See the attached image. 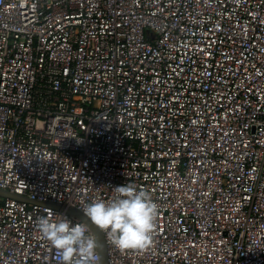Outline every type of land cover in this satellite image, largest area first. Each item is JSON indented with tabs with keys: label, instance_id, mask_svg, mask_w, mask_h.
Instances as JSON below:
<instances>
[{
	"label": "built area",
	"instance_id": "obj_1",
	"mask_svg": "<svg viewBox=\"0 0 264 264\" xmlns=\"http://www.w3.org/2000/svg\"><path fill=\"white\" fill-rule=\"evenodd\" d=\"M129 183L153 244L108 264H264V0H0V264Z\"/></svg>",
	"mask_w": 264,
	"mask_h": 264
},
{
	"label": "clouds",
	"instance_id": "obj_2",
	"mask_svg": "<svg viewBox=\"0 0 264 264\" xmlns=\"http://www.w3.org/2000/svg\"><path fill=\"white\" fill-rule=\"evenodd\" d=\"M106 202L93 200L83 208L88 220L104 231L111 244L121 251H143L153 244L159 205L151 194L129 183L114 187ZM41 238L57 251L60 264H98L95 239L83 222L53 218L51 212L38 220Z\"/></svg>",
	"mask_w": 264,
	"mask_h": 264
},
{
	"label": "water",
	"instance_id": "obj_3",
	"mask_svg": "<svg viewBox=\"0 0 264 264\" xmlns=\"http://www.w3.org/2000/svg\"><path fill=\"white\" fill-rule=\"evenodd\" d=\"M0 194L7 195L10 197L19 198V199H24V197H22L20 195L10 193L7 191H3V190H0ZM88 224L90 225V228L92 229V231L94 232V234L96 236V243H97V249L99 251L100 262H101V264H108L107 263L105 241H104L103 235L101 233V230L98 227H96L95 225H93L91 222Z\"/></svg>",
	"mask_w": 264,
	"mask_h": 264
},
{
	"label": "rangeland",
	"instance_id": "obj_4",
	"mask_svg": "<svg viewBox=\"0 0 264 264\" xmlns=\"http://www.w3.org/2000/svg\"><path fill=\"white\" fill-rule=\"evenodd\" d=\"M67 212L81 220H83L84 222L90 223V221L88 220V218L84 215L83 212H81L80 210H78L77 208L74 207H68L67 208Z\"/></svg>",
	"mask_w": 264,
	"mask_h": 264
}]
</instances>
